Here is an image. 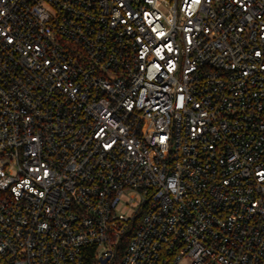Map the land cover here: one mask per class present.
Listing matches in <instances>:
<instances>
[{"label":"built area","instance_id":"built-area-1","mask_svg":"<svg viewBox=\"0 0 264 264\" xmlns=\"http://www.w3.org/2000/svg\"><path fill=\"white\" fill-rule=\"evenodd\" d=\"M103 259L264 264V0H0V264Z\"/></svg>","mask_w":264,"mask_h":264},{"label":"trees","instance_id":"trees-1","mask_svg":"<svg viewBox=\"0 0 264 264\" xmlns=\"http://www.w3.org/2000/svg\"><path fill=\"white\" fill-rule=\"evenodd\" d=\"M92 256L91 255H89V257L87 258V263H90L91 261H92V258H91Z\"/></svg>","mask_w":264,"mask_h":264},{"label":"water","instance_id":"water-1","mask_svg":"<svg viewBox=\"0 0 264 264\" xmlns=\"http://www.w3.org/2000/svg\"><path fill=\"white\" fill-rule=\"evenodd\" d=\"M105 262H106V259H103V260L101 261V264H105Z\"/></svg>","mask_w":264,"mask_h":264}]
</instances>
